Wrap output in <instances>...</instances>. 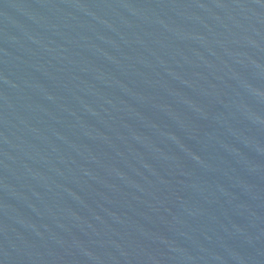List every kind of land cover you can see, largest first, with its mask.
<instances>
[{"label": "water", "instance_id": "obj_1", "mask_svg": "<svg viewBox=\"0 0 264 264\" xmlns=\"http://www.w3.org/2000/svg\"><path fill=\"white\" fill-rule=\"evenodd\" d=\"M0 264H264V0H0Z\"/></svg>", "mask_w": 264, "mask_h": 264}]
</instances>
